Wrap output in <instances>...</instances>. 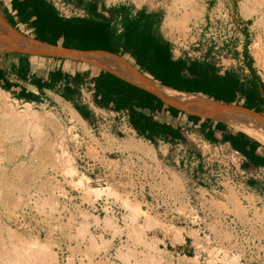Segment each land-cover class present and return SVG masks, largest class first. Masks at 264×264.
Returning a JSON list of instances; mask_svg holds the SVG:
<instances>
[{
	"label": "rangeland",
	"instance_id": "1",
	"mask_svg": "<svg viewBox=\"0 0 264 264\" xmlns=\"http://www.w3.org/2000/svg\"><path fill=\"white\" fill-rule=\"evenodd\" d=\"M84 1L159 11L167 39L191 57L235 28L228 46L249 55L264 79V0ZM63 2L65 15H74L75 0ZM75 113L68 104L20 102L0 87V264H264V230L248 226L247 210L232 221L210 212L202 239L178 249L179 228L198 229L202 218L172 216L174 195L188 198L195 189L188 184L186 193L181 182L191 175L150 144L123 140L121 132L113 139ZM122 154H129L127 179L107 183L103 169ZM135 164L142 166L138 189Z\"/></svg>",
	"mask_w": 264,
	"mask_h": 264
},
{
	"label": "crops",
	"instance_id": "2",
	"mask_svg": "<svg viewBox=\"0 0 264 264\" xmlns=\"http://www.w3.org/2000/svg\"><path fill=\"white\" fill-rule=\"evenodd\" d=\"M78 1L80 4L74 2L77 7L74 15L67 16L59 14L49 0H0V16L26 39L59 48H63V43L71 45L63 50L116 55L165 89L237 106L264 117V79L255 71L253 59L240 53L238 47H210L191 57L167 39L157 10L124 4L103 8L95 1ZM101 28L104 35L100 40L97 32ZM227 53L229 59L224 58ZM0 85L26 104H68L91 127L105 129L113 139L121 132L123 140L144 141L156 149L157 156L172 159L178 166H185L187 157H199L195 148L200 143L223 145L236 151L242 158L237 200L231 195H208L201 187L193 189L188 198L179 194L171 199L173 219L186 221L192 214L202 217L199 231L188 226L179 228L178 249L192 238L204 235L201 229H207L204 220L212 211L227 215L232 221L246 210L250 213L259 210L264 230V145L251 135L222 120L170 104L157 93L113 71L96 69L76 58L57 54H2ZM125 156L129 154L112 159L110 167L106 165L103 169L107 183L116 178L127 179L122 164ZM93 165L94 179L98 181L101 172L97 163ZM141 170L142 166L135 164L137 189L143 184ZM194 177L181 178L186 193L188 184L194 187ZM138 199L144 204L143 196Z\"/></svg>",
	"mask_w": 264,
	"mask_h": 264
},
{
	"label": "bare ground",
	"instance_id": "3",
	"mask_svg": "<svg viewBox=\"0 0 264 264\" xmlns=\"http://www.w3.org/2000/svg\"><path fill=\"white\" fill-rule=\"evenodd\" d=\"M0 54L8 52H25L32 54H57L67 58H76L82 63L93 65L96 69H107L142 85L162 96L164 100L188 111L197 112L202 116L212 117L228 123L233 129L241 130L264 145V117L231 105H223L191 94L179 93L165 89L149 81L134 70L122 58L105 52L80 53L75 50L48 46L37 41L26 39L12 28L0 16ZM18 244V243H17ZM22 247V246H21ZM17 248V247H16ZM14 253V252H13ZM18 258V257H17Z\"/></svg>",
	"mask_w": 264,
	"mask_h": 264
},
{
	"label": "built area",
	"instance_id": "4",
	"mask_svg": "<svg viewBox=\"0 0 264 264\" xmlns=\"http://www.w3.org/2000/svg\"><path fill=\"white\" fill-rule=\"evenodd\" d=\"M52 4L59 14L65 15L68 6L63 0H52ZM236 30L233 28V33L229 38H224L218 41L212 38L208 41L204 49L213 47L214 49L221 48L223 45H228L236 39ZM197 46V45H196ZM230 53L225 54V59H229ZM242 73L245 72L244 65H241ZM198 158L196 156L187 157L185 166L182 167L185 171L195 179V188H203L208 195H229L239 192V181L241 178L242 158L233 149L223 145H211L208 143H200L196 146ZM199 172H196V170ZM258 214L262 217L261 212ZM228 217H225L227 219ZM247 224L255 233L259 232L261 223L256 221L254 213H248ZM264 248V241L258 242Z\"/></svg>",
	"mask_w": 264,
	"mask_h": 264
},
{
	"label": "trees",
	"instance_id": "5",
	"mask_svg": "<svg viewBox=\"0 0 264 264\" xmlns=\"http://www.w3.org/2000/svg\"><path fill=\"white\" fill-rule=\"evenodd\" d=\"M75 3L80 4L78 0H75ZM97 34H98V36L100 37V40H101V39H102V36L104 35V29L101 28V29L97 32ZM63 48H71V45H70V44H67V43H63ZM0 87L3 88V89L8 90L7 87L4 86V85H0ZM231 106H232V105H231Z\"/></svg>",
	"mask_w": 264,
	"mask_h": 264
}]
</instances>
